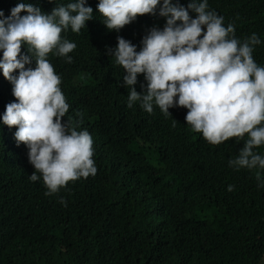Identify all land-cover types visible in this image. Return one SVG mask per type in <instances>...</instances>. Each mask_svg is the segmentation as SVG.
Here are the masks:
<instances>
[{"label":"trees","instance_id":"obj_1","mask_svg":"<svg viewBox=\"0 0 264 264\" xmlns=\"http://www.w3.org/2000/svg\"><path fill=\"white\" fill-rule=\"evenodd\" d=\"M69 2L0 0V10L6 17L18 3H32L50 13ZM178 2L187 7L189 0ZM98 3L86 0L95 15L86 34L103 44L78 41L73 64L83 74L67 80L68 118L91 134L97 173L45 195L42 177L29 179L35 171L29 149L24 145L22 154L0 126V264H264V187L257 169L229 165L244 141L209 144L187 124L184 107L170 108L166 117L155 105L143 113L124 104L126 72L109 49L119 36L139 51L143 37L153 27L162 30L166 18L157 8L155 15L109 30ZM207 3L241 42L256 33L261 43L253 57L264 67V0ZM27 51L23 45L21 55ZM146 86L138 74L134 87L144 93ZM3 95L0 83V100ZM117 108L124 113L122 127L104 130L100 119ZM255 151L264 156V146Z\"/></svg>","mask_w":264,"mask_h":264},{"label":"clouds","instance_id":"obj_2","mask_svg":"<svg viewBox=\"0 0 264 264\" xmlns=\"http://www.w3.org/2000/svg\"><path fill=\"white\" fill-rule=\"evenodd\" d=\"M85 5L86 0H73L45 13L32 3H18L6 17L0 10V126L22 154L24 145L29 149L35 169L29 179L42 177L45 195L97 173L91 134L68 118L67 80L83 74L73 64L77 42L103 44L86 34L95 15ZM157 8L166 24L162 30L151 28L139 51L119 36L116 48L109 49L126 72L125 106L152 113L155 105L166 117L170 108L184 107L187 124L209 144L244 141L229 165L257 169L255 177L264 187V156L255 151L264 146V67L253 57L261 40L253 33L241 42L234 26L225 27L223 17L209 10L207 0H189L187 7L178 0H99L97 5L106 27L116 31L138 16L155 15ZM23 45L28 51L21 55ZM138 74L147 81L144 93L134 87ZM123 115L117 108L99 119L104 130L114 131L122 127ZM60 202L66 206L63 197Z\"/></svg>","mask_w":264,"mask_h":264}]
</instances>
